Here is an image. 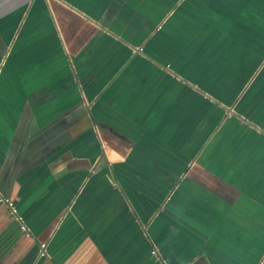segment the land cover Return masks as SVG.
I'll return each instance as SVG.
<instances>
[{
  "label": "crops",
  "instance_id": "0c3cea01",
  "mask_svg": "<svg viewBox=\"0 0 264 264\" xmlns=\"http://www.w3.org/2000/svg\"><path fill=\"white\" fill-rule=\"evenodd\" d=\"M163 1L0 0V264H264V57L230 104Z\"/></svg>",
  "mask_w": 264,
  "mask_h": 264
},
{
  "label": "trees",
  "instance_id": "16d2710c",
  "mask_svg": "<svg viewBox=\"0 0 264 264\" xmlns=\"http://www.w3.org/2000/svg\"><path fill=\"white\" fill-rule=\"evenodd\" d=\"M195 2L201 3V0H181L178 4V16L180 13H185V11L187 13L197 11ZM171 4L172 0H168L162 6L166 5L169 8ZM209 9L210 13H213V16L207 24L211 26L212 33L207 35V30L197 31L198 27H203V23L205 22L199 19L198 26V21L191 19L196 22L197 29L192 31L182 30L178 24V37L183 33L191 35L190 37L192 38L190 39L192 40L197 38V36L198 38H205L207 35L205 41L210 43L209 48L213 50V53L216 54L217 52L220 55L214 58V61L208 66V63L202 58L203 56L199 55L200 52L198 51H196L197 54L194 53L195 51L193 52V54H196L202 60H198L197 62H191L192 58L190 60L185 58L179 61L178 53V70L186 73L197 72L199 75L209 74L210 77L205 80L199 78L198 81H203L202 83L204 84L214 82V89L225 92L227 102L229 101L231 104L250 77V74L254 72L260 60L264 57V0H212ZM170 21L171 19L168 22ZM229 38H233L237 42L230 48L229 56H233V58L229 57L228 60L227 57L223 56L224 50H227V48L220 46L219 43L223 39L228 40ZM242 43L248 46H241ZM255 43H262L263 45L260 47ZM186 49L183 48L185 50L183 54L190 52V49ZM205 66L208 68L206 69ZM210 70L212 72H208ZM253 82L250 86H253ZM214 97L218 98L217 96ZM240 102L239 99L235 103L236 111L239 109ZM221 112V108L217 107L215 109L214 116L216 121L218 119L217 116Z\"/></svg>",
  "mask_w": 264,
  "mask_h": 264
},
{
  "label": "built area",
  "instance_id": "2783aa9c",
  "mask_svg": "<svg viewBox=\"0 0 264 264\" xmlns=\"http://www.w3.org/2000/svg\"><path fill=\"white\" fill-rule=\"evenodd\" d=\"M4 202H5L6 206L8 207L10 214L13 215V216L14 215L16 216V210L14 208V204H13L12 200L6 199V200H4ZM20 228H21V230L23 232L27 233V230H26V228L23 225H21Z\"/></svg>",
  "mask_w": 264,
  "mask_h": 264
},
{
  "label": "rangeland",
  "instance_id": "374dc122",
  "mask_svg": "<svg viewBox=\"0 0 264 264\" xmlns=\"http://www.w3.org/2000/svg\"><path fill=\"white\" fill-rule=\"evenodd\" d=\"M153 60V59H152ZM189 60V59H188ZM232 62V61H231ZM167 70H171V69H174L173 67H170V64H166L165 65ZM180 71V70H179ZM181 80L183 81V78H181Z\"/></svg>",
  "mask_w": 264,
  "mask_h": 264
},
{
  "label": "water",
  "instance_id": "95a60500",
  "mask_svg": "<svg viewBox=\"0 0 264 264\" xmlns=\"http://www.w3.org/2000/svg\"><path fill=\"white\" fill-rule=\"evenodd\" d=\"M231 114H233V112L231 111Z\"/></svg>",
  "mask_w": 264,
  "mask_h": 264
}]
</instances>
